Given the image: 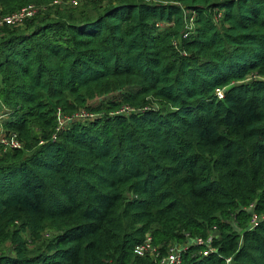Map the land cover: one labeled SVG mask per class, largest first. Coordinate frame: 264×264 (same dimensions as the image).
Segmentation results:
<instances>
[{"label":"trees","instance_id":"trees-1","mask_svg":"<svg viewBox=\"0 0 264 264\" xmlns=\"http://www.w3.org/2000/svg\"><path fill=\"white\" fill-rule=\"evenodd\" d=\"M55 1L0 0V13ZM158 1L0 27V99L22 144L0 153V245L14 254L0 264H157L134 253L148 235L162 258L210 233L213 252L181 264H264V0ZM57 109L103 114L60 130Z\"/></svg>","mask_w":264,"mask_h":264},{"label":"built area","instance_id":"built-area-1","mask_svg":"<svg viewBox=\"0 0 264 264\" xmlns=\"http://www.w3.org/2000/svg\"><path fill=\"white\" fill-rule=\"evenodd\" d=\"M82 1L83 2H91V1L92 2H101L103 0H70V3L71 4H77L78 2H82ZM62 2H64V1H59V0L55 1V3H62ZM28 6L29 7L21 9V10L13 13L11 15H7L4 17L0 16V27H2V26H13L16 24H20L24 20L32 17L35 14V13L34 14L32 13L33 7L31 5H28ZM188 15L190 16L189 17V19H190L189 24L191 27L192 26L191 24L194 21V18L196 16H195V13H190ZM219 15L222 16V12ZM158 26H159V28H162V27H164V24H160ZM216 97L219 100H223L225 97V90L224 89H218L216 91ZM129 110H130L129 111L130 113L133 112V110H131V109H129ZM148 110H150V109H148ZM83 115H85L84 112L82 114V117H84ZM14 116H15V110L11 109L9 106L4 104V102L2 100H0V123L3 126H5L6 124L14 121ZM2 131H0V145L4 148L5 151L8 148L13 149V150L22 149V144L18 141L17 134L11 133L12 135H10L7 132L8 133V136H7V133L3 134V133H1ZM55 138L56 137H54V139ZM261 222H262V219L255 216L253 218L251 224H250V229L251 230L255 229L256 227H258L261 224ZM211 239H212L211 237L208 241H204L202 239H196L195 242H192L191 240H193V239L190 238V240H189L190 242L188 241V246L183 247V246H178V245H174V246L172 245V246H170L171 248L168 250L167 255L165 257L161 258L159 250L157 248L153 247L152 238L148 235L146 237V239L144 240V242L135 248L134 253L137 256L142 257V256H145L146 254H148L150 251L152 253V258H154V260L157 261V264H181L182 255L185 252H187L188 250H190L191 248L207 246L208 250L204 252V255H207V254L213 252L212 247H211ZM228 262H230V260H228Z\"/></svg>","mask_w":264,"mask_h":264},{"label":"rangeland","instance_id":"rangeland-1","mask_svg":"<svg viewBox=\"0 0 264 264\" xmlns=\"http://www.w3.org/2000/svg\"><path fill=\"white\" fill-rule=\"evenodd\" d=\"M107 1L108 0H103L101 2L102 3H106ZM111 1H117V0H109L106 4H108ZM174 1L175 0H159L157 4H160V3L161 4H164V5L165 4H176ZM86 3H89V2H83L82 1V2H78L77 4H71L70 3V0H65L62 3H55L54 2L52 4H48V5H44V6L31 5L33 7L32 8V13L33 14L35 13V14L32 17L24 20L22 23L16 24V25H13V26H10V27H22V26L25 25V23L28 20H32L34 17L39 16L40 14H47L51 9H54L55 10V8H57V7H61V8H65V9H71V10H80V8L83 7ZM27 7H29V6H26L24 8H27ZM24 8H22V9H24ZM185 12H187V11L185 10ZM188 13L190 14V12H188ZM188 13H186L187 16H188ZM9 15H11V14H9ZM0 16H3L4 17V16H7V15H5L2 12V13H0ZM218 21H219V19L217 18V22ZM160 24H164V23H160ZM30 32H28V33H30ZM1 81H2V79L0 80V86H1ZM122 96H123V92H115V93H112V94H107V95H104V96H100V97H98L96 99H93L92 101H89L88 107H91L90 109H97V108L103 109V107H105L108 104V102H110V101H115L116 103L117 102H120L121 99H122ZM156 106L157 105L154 104V103L151 104V107L156 108ZM53 107H55V106L53 105ZM151 107H149V108H151ZM82 110H85V109H81L80 111L82 112ZM144 110H146V109H144ZM129 111L130 110L128 108H125V109L120 110L118 114H114L113 116H121V115L126 116ZM134 112L135 111H133L132 113H134ZM84 113H85V115H83L84 117H82L81 114H77V115H74L72 117H69V115H65L64 116V113L61 112V110L57 109V111L55 112V117L57 119V123H58L59 129L60 130H65L68 127V125L70 124V122L75 121L77 119L78 120H81V121H92L94 119H100V118H102V114H103V113H97V114L96 113H90L87 110H85ZM88 113H90L91 115H89ZM87 118H89V119H87ZM7 125H9V123L6 124L5 126H3L0 123V131L3 130L1 133L6 134L8 132L10 135H12L11 133H14V132H11V130H9V128L6 127ZM8 133H7V136H8ZM2 148L3 147L0 145V153H1ZM252 214H253V212H252ZM255 216H256V214L254 213L252 215V217L254 218ZM210 234H211L210 235L211 238H213L214 235L212 233H210ZM50 235H52V234L46 235L45 236L46 237L45 239L49 238ZM196 239L197 238H195V239H193L191 241L192 242H195ZM189 240H190V238L187 240V242L185 244H174V245L183 246V247L184 246H188V241ZM28 245H29L30 251L32 253V251L35 249L36 244H34V242L29 238L28 239ZM10 248H11V246L9 244L0 245V256H2L3 254H10L11 256L14 255V254H11V249ZM203 248H205V251L208 250V247L207 246H205ZM199 254H202V253H199ZM142 257H146V258H149L150 260L151 259L154 260V258H152V253L150 251H149L148 254H146L145 256H142Z\"/></svg>","mask_w":264,"mask_h":264}]
</instances>
